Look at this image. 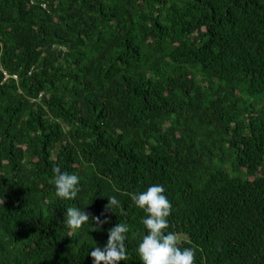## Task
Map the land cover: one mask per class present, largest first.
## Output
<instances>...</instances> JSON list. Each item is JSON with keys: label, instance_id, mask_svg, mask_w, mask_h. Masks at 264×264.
<instances>
[{"label": "trees", "instance_id": "1", "mask_svg": "<svg viewBox=\"0 0 264 264\" xmlns=\"http://www.w3.org/2000/svg\"><path fill=\"white\" fill-rule=\"evenodd\" d=\"M152 184L194 264H264V0H0V264H92L120 222L141 264Z\"/></svg>", "mask_w": 264, "mask_h": 264}, {"label": "clouds", "instance_id": "2", "mask_svg": "<svg viewBox=\"0 0 264 264\" xmlns=\"http://www.w3.org/2000/svg\"><path fill=\"white\" fill-rule=\"evenodd\" d=\"M55 196L62 200H74L80 192V177L77 174L62 171L59 166L54 168ZM136 208L141 209L146 215L142 218L144 234L137 246V254L141 264H194L195 249L181 248L178 245L176 233L167 231L168 217L172 210L171 201L165 195L162 184H152L145 191L132 195ZM106 208L115 212L120 206L119 199L108 196ZM64 227L70 232H75L92 220L88 213L80 207H68L64 214ZM99 228L107 220L101 221L94 217ZM129 227L125 223H118L108 230V239L103 248L94 247L90 252L92 264H120L127 257L126 240Z\"/></svg>", "mask_w": 264, "mask_h": 264}, {"label": "built area", "instance_id": "3", "mask_svg": "<svg viewBox=\"0 0 264 264\" xmlns=\"http://www.w3.org/2000/svg\"><path fill=\"white\" fill-rule=\"evenodd\" d=\"M43 6L46 7L45 5H43ZM5 76H6V80L9 79V78H15V79H17V76H10L7 73H5Z\"/></svg>", "mask_w": 264, "mask_h": 264}]
</instances>
